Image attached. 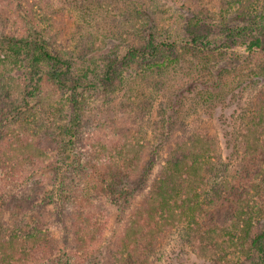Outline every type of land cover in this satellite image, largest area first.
<instances>
[{
	"label": "rangeland",
	"instance_id": "1",
	"mask_svg": "<svg viewBox=\"0 0 264 264\" xmlns=\"http://www.w3.org/2000/svg\"><path fill=\"white\" fill-rule=\"evenodd\" d=\"M19 1L0 0V38L23 35L14 21L21 12L33 13L47 30L49 50L71 63L60 84L51 77V64L34 63L32 51L13 60L0 54L1 129L47 151L17 182L0 174V191L23 212L30 208L28 215H46L56 236L66 241L42 264H70L72 235L62 220L68 209L55 221L49 199L53 164L66 157L60 132L73 115V96L81 105L69 190L85 179L86 207L105 221L103 246L144 199L175 142L164 136L170 126L158 124L162 118L178 119L172 129L184 137L194 132L215 137L212 170L220 178L241 185L253 177L250 160L242 159L228 138L264 100V48L250 53L244 44L261 34L255 21L264 17V0ZM109 25L119 29L109 34ZM166 56V66L149 68ZM207 86L208 99L203 96ZM110 156L119 168L112 173L106 171ZM130 163L140 181L120 170ZM186 240L182 229L173 230L159 244L154 264H209Z\"/></svg>",
	"mask_w": 264,
	"mask_h": 264
},
{
	"label": "trees",
	"instance_id": "2",
	"mask_svg": "<svg viewBox=\"0 0 264 264\" xmlns=\"http://www.w3.org/2000/svg\"><path fill=\"white\" fill-rule=\"evenodd\" d=\"M80 9L85 12L88 6ZM39 20L33 13L21 12L20 19L14 23L19 22L23 35L1 37L0 51L5 50L0 54L4 59L13 60L14 56L18 58L30 50L34 63L52 65L51 77L61 84L71 71V63L49 50L45 39L47 30L40 27ZM255 24L261 34L244 43L250 53L264 48V17ZM118 29L117 25L107 27L109 34ZM238 35L241 36L240 30ZM149 43L152 46V40ZM169 60L166 56L162 61L149 64V68H162ZM59 65L67 67L64 70ZM209 93L207 86L203 96L208 99ZM33 94L29 91V97ZM71 100L73 115L60 132L66 157L53 164L49 199L56 210L55 221L68 209L62 220L69 223L67 234L70 230L72 235L68 241L70 264H154L159 244L178 228L184 232L186 242L206 257L209 264H264V100L251 109L228 138L234 142L240 157L250 160L252 165L253 177L241 185L231 177L220 178L219 173L212 170L216 157L214 136L203 132L187 137L176 134L172 126L178 119L172 115L158 121L161 126H170L163 134L175 137V142L144 199L126 217L115 239L104 246L105 221L102 213L86 207L85 179L75 182L73 190H69L67 177L76 166L73 158L81 105L76 97ZM25 101L29 103L30 98ZM23 124L28 126V121ZM1 127L0 124V174L4 180L17 182L25 169L39 165L37 159L43 161L47 151L40 144L24 143L15 133ZM109 158L106 171H118V163L113 157ZM120 170L127 171L131 180H141L131 163L124 164ZM0 194V264H42L66 244L56 236L55 224L46 215H28L30 208L23 212L5 193L0 191Z\"/></svg>",
	"mask_w": 264,
	"mask_h": 264
}]
</instances>
